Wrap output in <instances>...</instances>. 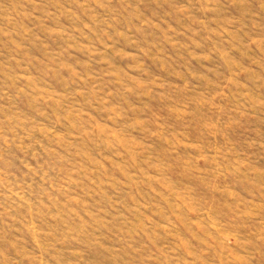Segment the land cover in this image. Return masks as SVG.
<instances>
[{"label":"rangeland","instance_id":"obj_1","mask_svg":"<svg viewBox=\"0 0 264 264\" xmlns=\"http://www.w3.org/2000/svg\"><path fill=\"white\" fill-rule=\"evenodd\" d=\"M0 264H264V0H0Z\"/></svg>","mask_w":264,"mask_h":264}]
</instances>
